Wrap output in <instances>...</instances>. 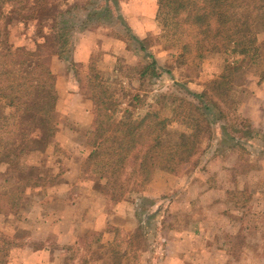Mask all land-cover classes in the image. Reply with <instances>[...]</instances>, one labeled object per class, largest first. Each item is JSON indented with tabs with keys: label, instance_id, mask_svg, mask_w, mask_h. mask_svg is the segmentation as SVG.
Returning <instances> with one entry per match:
<instances>
[{
	"label": "rangeland",
	"instance_id": "1",
	"mask_svg": "<svg viewBox=\"0 0 264 264\" xmlns=\"http://www.w3.org/2000/svg\"><path fill=\"white\" fill-rule=\"evenodd\" d=\"M18 1L0 6L13 14L0 18L12 46L34 49L36 42L64 29L68 45L58 54L51 46L45 48L60 92L53 116L57 128L61 125L57 137L42 152L18 155L11 165L0 163V264H25L21 249L28 253L43 247L56 250L53 264H264V32L245 54L189 57L182 56L177 21L162 0L160 26L146 39L139 38L126 20V12L136 6L129 0H28L25 5ZM46 4L57 10L43 23V34L38 20L17 17L31 16L37 5ZM97 27L99 31L88 39L87 46L95 49L89 64H75L73 54L82 32ZM112 39H125L128 51L106 61L104 48ZM143 42L159 53L167 47L174 51L178 44L182 52L174 60H157L148 50L138 49ZM149 56L156 59L155 67ZM229 65L240 71L234 74L227 96L211 83ZM101 87L107 92L104 96ZM203 87L210 96L216 95L224 113L215 115L212 135L203 136L181 173L163 171L143 188L131 183L124 197L136 203V219L132 218L136 227H130L128 215L113 216L110 190L102 185L109 174L106 145L97 147L99 142L90 134L93 126L75 125L64 104L74 90L87 98L94 94L104 100L105 114L113 121L131 123L149 112L135 110L134 105L162 104L165 117L164 108L171 107L165 140L174 143L181 141L188 122L178 115L181 100ZM136 94L143 96L135 98ZM0 113L9 115L11 110L0 108ZM3 131L5 127L0 136ZM95 148L99 153L91 157ZM65 182L74 190L50 189ZM91 199L99 200L100 206ZM106 232L115 235L111 242L104 246L94 242ZM43 264L52 263L47 259Z\"/></svg>",
	"mask_w": 264,
	"mask_h": 264
},
{
	"label": "trees",
	"instance_id": "2",
	"mask_svg": "<svg viewBox=\"0 0 264 264\" xmlns=\"http://www.w3.org/2000/svg\"><path fill=\"white\" fill-rule=\"evenodd\" d=\"M9 1L0 0V6ZM27 1L18 2L25 5ZM37 6L31 16L18 13L17 17L38 20V31L43 34V23L53 19L57 9L55 5ZM162 6L177 21L182 56L214 52L245 54L257 43V35L264 32V0H162ZM3 8L0 7V18L13 15L3 12ZM55 32L44 42H36L34 49H28L12 46L8 31L3 33L0 27V108L11 110L9 115L0 113V130L5 127L3 132L7 135V138L0 136V163L11 165L18 155L42 152L56 136L58 128L53 116L58 102L57 78L45 48L51 46L53 53L58 54L68 45V39L66 33ZM224 70L211 87L228 96L233 89L230 82L240 67L229 65ZM145 71L143 75H147ZM101 94H107L103 87ZM88 96L94 101L90 134L99 142L97 147L106 145L109 157L106 178L113 203L125 197L132 182L141 188L148 185L156 170L181 173L191 163L203 136L212 135L215 115L224 113L216 95L189 91V98L181 100L178 113L188 120L186 131L181 133V141L169 143L165 138L172 118L149 111L135 123L125 119L116 122L105 114L104 100H97L94 94ZM98 153L95 148L91 157ZM94 242L105 245L102 235Z\"/></svg>",
	"mask_w": 264,
	"mask_h": 264
},
{
	"label": "crops",
	"instance_id": "3",
	"mask_svg": "<svg viewBox=\"0 0 264 264\" xmlns=\"http://www.w3.org/2000/svg\"><path fill=\"white\" fill-rule=\"evenodd\" d=\"M82 1H88V0H82ZM129 5L130 6H135L132 9L129 10V12H126V20L128 21L129 26L131 27V29L133 30V32L141 39H146L149 36L153 35L157 29L158 26H160V22H158V14H159V6H160V2L159 0H129ZM102 26V25H100ZM99 27H97V29H93L92 28H88V29H84V31L81 34V39L78 43V45L76 46V49L74 51L73 54V61L75 64H80V63H85V64H89L93 51L95 50L94 47L91 46H87L88 44V39L91 37H94V35L96 34V32L99 31ZM86 38V39H85ZM94 41L95 44L98 45V41L96 40H92V42ZM143 41V40H142ZM109 44V42H107ZM128 42L125 39H112V41L110 42V44L108 45V47L104 48L105 52H104V59L106 61L110 60V61H114L117 57H119L120 55H122L125 51H128ZM175 46V52L172 51V48H164L165 50H163L161 53H159L160 51L158 50V48L153 47V46H147L144 44H142V46L140 48H138L140 51L144 52L145 50H148L149 52H151L153 55H155V58L158 60V58L162 57L164 58H173L174 57H178L180 55L179 52V45H173ZM178 46V48H177ZM172 52H174L175 54H177V56H174V54H172ZM207 54V53H205ZM52 69V67H51ZM171 71V68H168ZM169 70H167V73H169ZM53 71V70H52ZM54 73V71H53ZM55 74V73H54ZM57 78V77H56ZM58 82V79H57ZM201 87V85H198ZM201 88H199V91H204V87L200 90ZM58 94L60 93L58 88H57ZM60 95V94H59ZM143 96V94H139V96ZM139 96H137V94L135 95V98H139ZM156 105H154V103H150V104H145L144 107H142V105H134L133 109L135 110H139L138 107H140L142 110H146V111H159L161 113V109L162 104L159 107H156ZM130 106H128L129 109ZM168 108V109H167ZM171 107H167L164 108L166 110H168V115H166V117H171V115L173 114V110L170 109ZM125 109V108H124ZM126 108V111L128 110ZM132 109V107L130 108ZM140 109V110H141ZM159 109V110H157ZM170 109V110H169ZM63 110H65L66 112H68L70 114V116H72V119L75 121V125H83L85 127H91L93 126V122H94V104L92 102V100L90 99V97L87 98L86 95L81 94L79 92V90H74L70 96H69V101L64 104L63 106ZM129 111V110H128ZM164 111H162L163 113ZM164 114V113H163ZM61 125L58 126V128ZM59 133V132H58ZM57 137V136H56ZM59 139V138H58ZM60 141V140H59ZM216 141H220L218 138H216ZM7 164V163H6ZM8 165V164H7ZM157 172L160 174H157ZM163 171H156L153 175L154 178L158 177L159 175H162ZM153 179V178H152ZM102 185L106 186V188L108 189V185H107V178L106 176H104L102 178ZM63 186H65L64 190H68V191H73L74 188L71 184L65 182L59 185H53L52 188H50L53 191H58L60 190ZM89 187V186H88ZM90 189H94L93 187ZM108 195V194H107ZM94 200L91 199V202H93ZM100 201L96 200L94 201V205L99 207L100 206ZM114 214L113 216L116 217H121L123 218V216L128 215L130 217V223L132 222V226L136 227V222L135 220L133 221V217L136 219V203H131L130 201H126L125 198L122 199L121 201L114 203ZM96 207V208H97ZM128 224V221L124 222V225ZM105 227V224H104ZM126 227V226H125ZM126 229H128L126 227ZM200 233V231H199ZM61 237L59 234H56V237ZM115 235H113L112 233H104L103 237H102V243L107 244L108 242H111L114 239ZM216 250H219L220 252H223L221 249L219 248H215ZM23 251L24 254V259L23 262L25 264H43V262L45 260H49L50 263L53 264V258L51 257H57L56 256V250L52 251L51 249H48L47 247H43L40 249H31L30 252H25V248L21 249ZM213 250V249H211Z\"/></svg>",
	"mask_w": 264,
	"mask_h": 264
}]
</instances>
